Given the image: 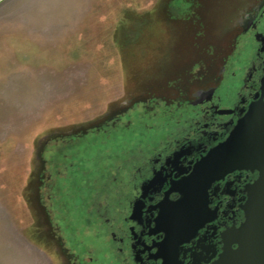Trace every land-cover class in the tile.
<instances>
[{
    "label": "flooded vegetation",
    "instance_id": "1",
    "mask_svg": "<svg viewBox=\"0 0 264 264\" xmlns=\"http://www.w3.org/2000/svg\"><path fill=\"white\" fill-rule=\"evenodd\" d=\"M243 2L216 55L215 75L200 79L194 92L128 111L150 109L147 123L117 112L112 123L81 132L87 138L62 132L49 145L57 146L58 159L44 155L41 174L33 155L31 185L21 196L47 251L36 246L51 264H243L248 253L250 264H261V164L232 167L211 182L201 165L248 112L264 140V0ZM62 224L72 227L68 236Z\"/></svg>",
    "mask_w": 264,
    "mask_h": 264
},
{
    "label": "rangeland",
    "instance_id": "2",
    "mask_svg": "<svg viewBox=\"0 0 264 264\" xmlns=\"http://www.w3.org/2000/svg\"><path fill=\"white\" fill-rule=\"evenodd\" d=\"M243 1L0 0V264H51L21 196L33 155L41 174L62 132L87 138L117 112L147 123L150 109L128 111L194 92L215 75Z\"/></svg>",
    "mask_w": 264,
    "mask_h": 264
},
{
    "label": "water",
    "instance_id": "3",
    "mask_svg": "<svg viewBox=\"0 0 264 264\" xmlns=\"http://www.w3.org/2000/svg\"><path fill=\"white\" fill-rule=\"evenodd\" d=\"M252 113L248 112L245 117L238 122L235 129L227 139L210 149L202 163L206 165L205 173L208 174V180L211 182L217 179L219 174H223L230 168H252L255 163L261 164V170H264V140L260 135H256L259 129H256ZM201 165L199 169L202 171ZM264 202V198L260 200ZM250 222L246 223L249 226ZM248 245V244H247ZM248 253L242 258L243 264H250L251 258ZM264 264V257L257 258Z\"/></svg>",
    "mask_w": 264,
    "mask_h": 264
},
{
    "label": "trees",
    "instance_id": "4",
    "mask_svg": "<svg viewBox=\"0 0 264 264\" xmlns=\"http://www.w3.org/2000/svg\"><path fill=\"white\" fill-rule=\"evenodd\" d=\"M186 5H187V4H186ZM186 5H185V6H186ZM185 6H184V7H185ZM189 9H190V8H189V7H187L185 10H189Z\"/></svg>",
    "mask_w": 264,
    "mask_h": 264
}]
</instances>
